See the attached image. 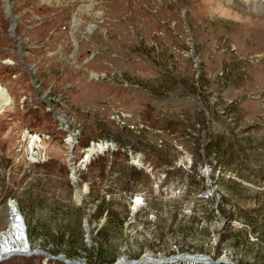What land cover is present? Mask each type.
<instances>
[{
  "label": "rangeland",
  "instance_id": "rangeland-1",
  "mask_svg": "<svg viewBox=\"0 0 264 264\" xmlns=\"http://www.w3.org/2000/svg\"><path fill=\"white\" fill-rule=\"evenodd\" d=\"M208 1L0 0V232L12 203L49 256L264 264V13Z\"/></svg>",
  "mask_w": 264,
  "mask_h": 264
},
{
  "label": "bare ground",
  "instance_id": "bare-ground-1",
  "mask_svg": "<svg viewBox=\"0 0 264 264\" xmlns=\"http://www.w3.org/2000/svg\"><path fill=\"white\" fill-rule=\"evenodd\" d=\"M200 1V0H199ZM213 1V2H212ZM208 1L211 5L217 4L219 7H226L230 11H237L242 12L243 15H250L254 17V15L264 13V0H212ZM204 2V1H203ZM200 4V3H199ZM203 5V3H202ZM219 9V8H218ZM221 9V8H220ZM10 13V10L7 7V14ZM216 13V12H215ZM254 14V15H253ZM238 25V24H237ZM30 72V71H29ZM10 102L5 90L0 87V112L7 106ZM62 119H65L63 116H60ZM30 144V149L33 151L40 140L38 138H32ZM69 143H72V139L68 140ZM36 145V146H35ZM99 149H102V146H98ZM96 147L92 146V148L87 151V155H85L84 159L88 161V158L92 153L95 152ZM75 170L72 172V177L75 176ZM73 180V179H72ZM76 184V182H75ZM85 189L82 191L80 190L81 194H84ZM78 200H81L79 197ZM141 200L135 199L133 207H132V214L136 211L137 207L140 205ZM10 221L6 228H4L0 232V262L10 256L20 255V256H32L29 255L31 250L29 249L28 242L25 235V225L23 222V218L20 215L19 211L17 210L14 204H10ZM170 259L169 261L163 262L162 260H153L151 257L146 256L138 264H179L180 262H187L188 264L193 262H197L195 256H189L188 258L184 257L182 259ZM121 264H126L123 260H120ZM202 264H210L205 260H201Z\"/></svg>",
  "mask_w": 264,
  "mask_h": 264
},
{
  "label": "water",
  "instance_id": "water-1",
  "mask_svg": "<svg viewBox=\"0 0 264 264\" xmlns=\"http://www.w3.org/2000/svg\"><path fill=\"white\" fill-rule=\"evenodd\" d=\"M53 113H56V112H53ZM57 120H58V118H56ZM60 121V120H59ZM61 122V121H60ZM65 126V125H64ZM63 126V127H64ZM65 128V127H64ZM74 136V135H73ZM112 144H110V143H108V146L110 147ZM71 179H73V184H75V182H77V179H76V176H73V177H71ZM133 214L131 213V216H132ZM29 255H32L33 257H35V256H40V255H42V256H45V258L47 259V260H58V261H60V262H62L63 264H84L80 259H75V260H67V259H65V258H63V257H61V256H49L48 254H46L45 252H43V251H31L30 253H29ZM194 256H195V258L197 259V262L198 263H202L201 262V260H205L206 259V261L207 262H209L210 264H236V263H233L232 261H229V260H224V259H218V260H215V261H212L209 257H207V256H203V255H196V254H194ZM193 256V257H194ZM139 261L140 260H134V261H126V260H124V262H127L126 264H138L139 263ZM114 264H121V262L118 260V261H116ZM123 264V263H122Z\"/></svg>",
  "mask_w": 264,
  "mask_h": 264
},
{
  "label": "trees",
  "instance_id": "trees-1",
  "mask_svg": "<svg viewBox=\"0 0 264 264\" xmlns=\"http://www.w3.org/2000/svg\"><path fill=\"white\" fill-rule=\"evenodd\" d=\"M212 151L215 153V156H216V157H219V156H218V155L220 154V147H219V146H218V147H217V146H213V147H212ZM77 255H79V254H78V252L75 251V253H73V254L71 255V257H75V256H77ZM101 261H102V263H104V260H103V259H102ZM95 263H96V262H95ZM62 264H63V263H62Z\"/></svg>",
  "mask_w": 264,
  "mask_h": 264
}]
</instances>
